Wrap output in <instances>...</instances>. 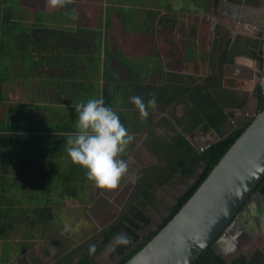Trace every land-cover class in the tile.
I'll return each instance as SVG.
<instances>
[{
  "label": "trees",
  "instance_id": "trees-1",
  "mask_svg": "<svg viewBox=\"0 0 264 264\" xmlns=\"http://www.w3.org/2000/svg\"><path fill=\"white\" fill-rule=\"evenodd\" d=\"M102 1L61 0L58 14L59 17L62 14L65 15L62 17L69 20V27L64 24L52 23L58 16L54 10L45 13L49 24L42 27L39 22L45 18L42 15L36 16L30 25H22L17 18L13 21L11 5L0 7V34L3 35L0 37V106H3L5 100V84L8 78V74L2 71L3 66L11 58H14L17 62L16 68H18L20 57L26 56L20 54V49L16 51V55H12L11 52L6 54L7 48L12 44L11 39L6 37L7 33L15 32L14 43L17 48H20L18 42L21 46L31 43L37 51L40 50L37 44L40 42L44 44L40 38L46 35L49 38L46 40L47 46L52 45L48 50L53 49V51L51 55H41L38 59H40V63H46L49 66L48 75H55V71L49 69L57 65L60 70H67L68 76H70L76 71L75 67L79 63L81 64L80 69L83 67L79 72L80 75L89 74L91 70L84 67L88 65H93V73L98 75L99 68L96 65L101 58L104 62L103 83H70V81L54 83L57 89V100L60 104H68L76 99V105H78L90 98H103L105 106L111 107L118 113L121 123L132 135L146 127L147 137H150L152 141L157 138L152 136L156 126H162L174 134L165 138L159 137L156 139V143H147L149 151L158 159L157 164L147 167L145 171L141 170V175L134 183L118 216L100 230L95 241L91 244H80L79 247H76L75 252H71L70 255L78 253L76 260L68 259L64 264H96L95 256L108 247L118 234L126 235L131 239L130 245L118 246L113 250L120 257L116 264L126 262L170 220L243 131V129H234L225 135L223 125L231 113V109L242 107L245 97L235 92H224L220 83L223 64L233 61L234 54L242 47L241 37L236 40V46L229 52L228 41L222 39L216 29L210 51L206 56L204 47L207 43V33L199 35L195 28H191V34L183 37L182 47L175 41L171 42L168 34L176 28L177 24V20L170 16L172 13H168L169 10H172V0H105V6L101 5ZM182 1L184 2V0ZM187 1L189 0H186V3L184 2L185 4L180 7V11H199L200 3L195 7L194 5L197 3L195 0H190V3ZM219 1L214 0V3H219ZM229 1L240 2L242 0ZM17 3L18 0L15 5ZM51 6L55 8L59 5L53 6L52 4ZM96 9L99 10L98 14ZM20 16L18 17L20 18ZM103 17L106 19L104 26L107 27V30H103ZM114 19L116 22L118 20L122 27V33L128 35L127 40L129 41L127 43V40L121 41L122 46L113 47L111 53L105 51V55L101 57L99 52L102 41L98 45L95 40L99 42L103 37L107 45L111 39L115 41V38L109 37L111 28L114 27ZM158 22H162L161 29L158 28ZM183 25V23L180 25L181 30ZM72 31L75 33L72 34ZM63 32L70 33V36L64 37ZM61 34L65 42L55 50V40L53 42L50 38L54 37L55 39ZM161 38L164 39L163 42L167 46L166 52L160 48ZM253 45L255 48L260 46L259 41L256 40ZM127 46L131 48V51L135 50L134 54L139 49L144 55L139 57V61L134 56L137 61L131 62L132 58L123 53V49ZM174 48H178L179 51ZM181 48L183 55L180 53ZM94 49L97 53L96 56L91 55ZM87 52L90 55H87ZM259 53L261 52L252 50V55L262 61V56ZM173 54L179 56L174 69L165 65V60L169 61L174 57ZM197 56L211 58L209 68L212 72L207 77L197 75L198 71L193 73L181 71V57L186 59L185 61H195ZM25 58L30 63H37L34 60V54ZM152 59L154 61L159 59L160 66L158 64L151 66L149 62L150 60L154 62ZM145 68L147 70L143 72L142 70ZM119 73L126 75L125 81L122 80L123 78L114 77ZM261 90L259 86L258 112L264 109V95ZM132 94L141 97L146 104L152 96H155L157 99L155 109L171 110V117L174 120L171 121L168 117H163L159 121H153L152 116L155 109L149 108V116L144 120L143 126H141V121L136 125L130 112L126 110L128 104L125 97ZM61 95H64L65 98L61 99ZM72 97L74 98L72 99ZM178 106L182 108L180 113H177ZM28 111L29 109L21 106L18 119L11 120L0 117V225L5 224L4 220L14 213L13 210H18L16 205H19L17 202L21 201L18 199V194L20 195L21 192L30 194L28 200H32L34 203L41 202V205L45 206L41 209L30 210L33 207H29V203L25 201L28 204L27 212L36 217L31 220L33 224L54 220L55 213L52 206L54 204L57 206L59 199L65 196H78L75 187L69 190L70 186L63 184L69 183L75 177L82 181L86 179L83 176L86 170L72 163L66 152V137L76 131L75 123L67 121L63 111L59 108L58 114L60 113L61 116L55 121L35 120L28 117ZM0 112H4L3 107H0ZM195 131H201L204 134L214 131L221 138L199 151L188 137L192 138ZM130 145L133 146L132 143ZM127 154L126 151L122 154L124 160ZM10 156H14V158L9 160ZM62 158L64 159L62 160ZM60 165H62V169L59 167ZM176 173L191 179V182L188 184L187 190L176 198V202L168 214H162V221L151 226L152 220L146 209L148 206H154L155 188L169 182ZM29 179L34 181L26 185ZM36 185L37 192H35ZM255 190L264 195V177L256 185ZM68 192L72 193L67 194ZM5 209L7 213H2V210ZM8 224L11 222L9 221ZM258 241L260 242L261 239ZM92 244L96 246L94 253L89 252V246ZM245 251L233 258L231 264H264L262 248H255L249 255ZM190 264H226V262L209 245Z\"/></svg>",
  "mask_w": 264,
  "mask_h": 264
},
{
  "label": "rangeland",
  "instance_id": "rangeland-1",
  "mask_svg": "<svg viewBox=\"0 0 264 264\" xmlns=\"http://www.w3.org/2000/svg\"><path fill=\"white\" fill-rule=\"evenodd\" d=\"M22 1L24 3L27 0H22ZM2 2L4 4L11 5V8L13 9V13H14L15 6L13 8V5L16 3V0H0V7L2 6L1 4ZM184 2L186 3V0H184ZM184 2L182 0H172L171 1L172 10H169L168 12V13H172V15L170 16L174 17L177 20V24H176L177 29L176 30L174 29L171 32H169L168 34L169 38L171 39V42L177 40L180 47H182V40L184 35H189V33L191 34L190 27H192V23L198 22L199 26H202V28L204 27L206 30L209 28L212 29L216 19L219 16L218 8L214 9L211 13H205L208 16H205L203 14L204 12L202 11L204 10V6H209V0H195V2L197 3L194 6L196 7L198 3H200L199 8H202L200 10L201 12L199 17L200 19L196 18L197 15L195 13L179 12L180 7L183 4H185ZM187 2L190 3V0ZM27 3H24L23 5H26ZM101 5L102 6L106 5L105 0L101 2ZM98 11L99 10L96 9L97 14ZM182 23H184L186 26L184 27V29L181 30L180 25H182ZM162 26H163L162 22H158V28L161 29ZM193 28L196 29L197 26H194ZM159 33L161 34V32ZM110 35H112V37L115 38V41L111 39L112 42L110 43L113 47L122 46L121 41H125L128 39V35L122 33V27L119 24L118 20L116 22L115 19H114V27L111 28ZM201 35H203V32L201 33ZM160 36L164 37L162 35ZM163 40L164 39L161 38L159 41L160 48L164 52H166L167 46L166 44H164ZM128 41L129 40H127L126 43ZM13 43L14 42L12 41V44ZM52 51L53 49L46 50V52H52ZM127 51H129V46L127 47ZM134 52L135 50H133L131 56L134 54ZM137 58L136 57L132 58L131 62L136 61ZM139 60L140 59H138V61ZM149 63L151 64V66L152 64H154L155 66L156 64H158V61L152 62L150 60ZM158 65L160 66V61ZM183 66L184 68L181 69L182 72H185V69L186 70L190 69L191 72H195L196 70L200 73L202 72L204 73L208 68V63H207V59L204 58V59H200L198 63L189 62L183 64ZM146 70L147 68L143 69L142 71L144 72ZM114 77L120 79L118 74H115ZM7 88L9 91L10 86L7 85L6 89ZM12 92L13 91L10 90V93L8 95L10 97L9 98L10 100L11 99L14 101L28 100L24 92L21 93L20 90L18 91L19 100H17L16 94ZM130 98L126 100L128 104L127 108L135 107L131 103ZM76 103L77 100L75 99V101L73 100L71 102V105ZM245 106L251 109L254 107V104L253 103L251 104V99H249L248 101L246 100ZM75 108L76 107L73 108L66 107L61 109L63 111L62 113H64V117L66 118V120L72 123H75L77 118V114L75 113ZM181 110H182L181 106H178L177 113H180ZM132 114H133V119L140 117L141 126H143V122L145 118H141L139 111L133 110ZM163 117H168L171 121L174 120V118L171 117V110L160 111L158 109H155L153 111V116H152L153 121H159ZM147 133L148 131L145 127L142 128V130L136 132V134H134L135 138L132 141L133 146L130 145L129 147L126 148V153L128 154L126 155L127 157L125 158V160L128 163V171L123 176L119 185L115 189H98L93 182L88 181L87 179L82 181L78 177H75L69 183L66 182V184H63L70 186L69 190H72V188L75 187L78 196L75 197L68 195L65 196L64 198L59 199L57 206H55V204L52 206L53 207L52 210H54L55 213L54 220L51 219L44 222V226H42L41 229L36 228L34 225L32 226L30 225V231L32 232L30 237L31 240L25 238L27 243H31L30 244L31 248L28 250V254L29 251H34L35 255L43 259L44 264H64L65 261L68 259H72V260L77 259L78 253H73V255L70 254L72 251L75 252L76 247H79L80 244L83 243L91 244V242L95 241L100 230L106 227L110 222H112L118 216V213L123 207L124 203L126 202L127 197L134 186V183L136 182L137 178L141 175V170L145 171L147 167L157 164L158 159L157 157H155L154 154H152L149 151L150 149L147 147V143L149 144L150 142L156 143V139L159 137L165 138L169 135H174L173 133L169 132L162 126L160 127L156 126L154 128V132L152 136L153 138L154 137L157 138L154 139L152 138L153 139L152 141L150 137H147L148 136ZM201 143L204 144L205 142H201ZM13 158L14 156H10L9 160ZM63 159L64 158H62V160ZM59 167L62 169V165H60ZM83 176L86 177V175ZM83 176L80 175V177ZM33 181L34 180L29 179L26 182V185L31 184V182ZM190 182L191 179L182 176L180 173H176L174 178L171 179L169 182L165 183L161 187L155 188L154 206H148V208L146 209L147 214L152 220L151 226H154L156 222H159L161 220L163 213L162 211L163 206L171 202L172 197L180 193L185 188V186ZM37 189L38 187L36 185L35 192H37ZM69 193L72 192H68L67 194ZM18 199H21V201L17 202L19 203V205H16L18 209H22V210L26 209L28 204H26L25 201L29 203L30 207H33L30 210L41 209L45 207L41 205V202L34 203L32 200H28L30 199V194L29 195L23 194V192H21L20 195L18 194ZM22 203L25 204L22 205ZM3 212L7 213L6 209L2 210V213ZM27 213H28L27 216H29L31 220H33L34 218L36 219V217L33 214L29 212ZM19 214H21V216L24 215V213L22 212L21 213L19 212ZM9 221L10 218L4 220L5 224H8ZM18 233L20 235L25 232L19 231ZM26 234L28 235V233ZM257 247H260L264 250V237L262 241H260V243L259 242L257 244L252 243L250 244V246L248 245L245 253L249 255ZM6 252L10 253V250H3V252L0 253V259L4 257ZM8 255L10 258V254ZM12 258L8 263L2 262L1 264H13L14 261L12 260ZM118 258L119 256L116 253H114L113 250H111L109 247H106L95 256V261L96 264H116Z\"/></svg>",
  "mask_w": 264,
  "mask_h": 264
},
{
  "label": "water",
  "instance_id": "water-1",
  "mask_svg": "<svg viewBox=\"0 0 264 264\" xmlns=\"http://www.w3.org/2000/svg\"><path fill=\"white\" fill-rule=\"evenodd\" d=\"M261 86L264 94V77ZM244 112L242 133L170 220L123 264H190L209 245L231 264L264 236V195L254 191L264 177V109Z\"/></svg>",
  "mask_w": 264,
  "mask_h": 264
},
{
  "label": "crops",
  "instance_id": "crops-1",
  "mask_svg": "<svg viewBox=\"0 0 264 264\" xmlns=\"http://www.w3.org/2000/svg\"><path fill=\"white\" fill-rule=\"evenodd\" d=\"M24 3H27L26 4L27 6L23 5ZM24 3L22 0H18L17 5L15 4L13 5V8L15 6L14 13L12 9L13 21H15L17 18L20 20L22 25H30L35 20L36 16L42 15L45 18L43 20H40L39 22H40V26L43 27L44 25L49 24V20L48 18H46L45 13H47L48 11H53V10L56 11L57 14L59 13L58 10L60 8V3L57 4L59 6L53 8L51 6L52 5L51 0H27ZM1 4H2L1 6L2 8L3 6L7 5V4H4L3 2ZM7 6H10V5L8 4ZM19 15H21L20 18L18 17ZM8 16H10L9 13H8ZM62 16L65 17V15L63 14L61 15V17ZM61 17H59V14H58L57 18L52 23L53 24L55 23L56 25L64 24L67 27H69L70 26L69 20L67 18L65 19ZM105 20H106L105 17H103V20H102L103 30H107V27L104 26ZM74 33L75 32L72 31V34ZM62 34L64 35V37L70 36V33L68 32H63ZM62 34L59 37H56L55 39L54 37L50 38V40L53 42L55 40L54 42L55 47H56L55 50L58 49V47H60L61 45H63L65 42V39L62 37ZM1 36L3 35L0 34V37ZM6 37L11 39L14 42V40L16 39L15 32L13 33L8 32ZM109 37H112V35H110ZM40 39L44 41V44L43 42H40L37 44V46L40 48V50L38 51L33 48L35 46L32 45L31 43L24 44L21 46L18 42V47L20 48H17V45L13 43L11 44L10 47L7 48L6 50L7 53L5 52L6 54H9L11 52L12 55H16V51L20 49L21 51L20 54H23L26 56H30L34 54V57H35L34 60L37 63L36 64L35 63L33 64L32 62L30 63L28 59L25 58L26 56H21L19 63H18V66H19L18 68H16L17 62L15 61L14 58H11L9 61H7L6 65L3 66L2 71L8 74V78L5 84V100H4L3 106H0L4 108V112L3 113L0 112V117L4 119H11V120L18 119L19 109L21 106H24L26 107V109H29L27 113L29 115L28 117H31L35 120H38V121L58 120L61 116L60 113L58 114V108L59 109L66 108V107L73 108V107H76L77 105L76 104L71 105V102H69L68 104H60L57 100V89L54 83H59L61 81L62 83H64V81H67V82L70 81V83H74V82L75 83H94V82L103 83L104 62L102 58L100 62L96 65L99 68L98 75L93 73V70H92L93 65L84 66V67H87L89 71L91 70L88 75H85V74L80 75L79 72H81V70L83 69V67L82 69H80L81 67L80 63L79 65H77V67H75L76 71H74V73L70 76H68L67 70H64V69L60 70L57 65L49 69V70L55 71V75H52V74L48 75L47 70L49 66L46 63L45 64L40 63V59L38 58L39 56L45 55V54L51 55L52 53L46 52V50H48V48L50 49L52 45L47 46L46 40H49V38H47L46 35ZM97 40H99L98 37H97ZM111 42L112 41L110 40L109 45H107L103 37H101V40H99V42L95 40V43H97L98 45H100V43L102 44L101 49L99 48L100 49L99 53L101 57L105 55V51L106 53H111L113 51V46L110 44ZM130 49L131 48H129V51H127V48H124L123 53L129 55L131 58L136 56L138 57V59L141 55H144V53H142V51L138 49L136 50V53L131 56V53L133 52V50L131 51ZM87 55H90V53L87 52ZM91 55H94V56L97 55L95 49L94 51L92 50ZM152 60L154 61V59ZM155 61H158V64H159V59H156ZM247 64L252 69L253 72L256 71L257 66L253 65V61L250 58H241V60H237V62L235 63V66L238 69L243 71L244 68L242 66H245ZM153 73H154V67H153ZM119 77L120 79L123 78L122 80L125 81L126 75L119 73ZM225 82H227L225 84H229L227 80V76L225 77ZM236 82H237L236 85H234L236 86L235 93H237L238 95L244 96L245 101H246V99L249 98V94L252 93L254 87L257 85L256 77L254 75H252L250 78H242V76H240L238 77V79H236ZM7 85L10 86L9 91H8V88L6 89ZM10 90L13 91L12 93L16 94L17 100H19L18 99L19 90L21 93L24 92L26 94L28 100L26 101H14L12 99L10 100L9 99L10 97L8 96L10 93ZM132 96H138V95H134V94H132L131 96L127 95L125 99L128 100V98ZM62 98H65V96L61 95V99ZM73 98L74 97H72V99ZM250 99L252 101L251 104L253 103L255 106L254 100L252 98ZM243 108L245 109V106ZM52 109H54L53 112H52ZM253 109L254 107L251 109L247 107L246 110H242L243 111L242 114H238L233 120L235 122H238V119L245 116L244 111L246 112L248 111L251 113ZM126 110L130 112L131 117H133L132 111L133 110L136 111L137 108L136 107H132V108L126 107ZM134 123L138 125L140 123V117L135 118ZM13 212L14 213L9 217L11 224L0 225V253L3 252V250H10V253L6 252L4 257L0 259V264L2 262L8 263L10 259L12 258V256H13L12 260L14 261L13 264H44L43 259L35 255L34 251H29V254H28V250L31 248V245H30L31 243H27L25 238H28V240H31L30 237H31L32 232L30 231V225L31 226L34 225L36 228L41 229V227L44 226V222L46 221L35 222L33 224L29 216H27V213H26L27 208L24 210L22 209L13 210ZM19 212L24 213V215L21 216ZM19 231H22L25 233H22L19 235L18 233ZM26 233H28V235ZM33 234H36V233H33ZM8 254H10V258Z\"/></svg>",
  "mask_w": 264,
  "mask_h": 264
},
{
  "label": "flooded vegetation",
  "instance_id": "flooded-vegetation-1",
  "mask_svg": "<svg viewBox=\"0 0 264 264\" xmlns=\"http://www.w3.org/2000/svg\"><path fill=\"white\" fill-rule=\"evenodd\" d=\"M217 8L219 9V12H218L219 16L216 19L212 29L209 28L206 30L204 27L202 28V26H199L198 22H196L198 25L196 23H192V27H190V29L193 28L194 26H197L196 28L197 34L201 35L202 32L207 33V43H206V46L204 47V50H206L205 51L206 56H207V52L210 51L211 41L215 36L216 29H218V34L222 36V39L228 41V51L229 52H231L234 49V47L236 46L235 44H237L236 40H238V38L241 37L242 47H240L238 52L234 54L233 61L226 62L223 64L222 79L220 83H221V87L224 90V92L232 93V92H236V86L234 85L235 83H237L236 79H238V77L242 76V78H250L252 75H254L257 79V82H256L257 85L254 87L252 93L249 94V98L246 99L247 101L250 98L254 100L255 102L254 109L251 113L249 112L250 114L254 115L258 112V106L260 102L259 96H258L259 86L261 87L262 89L261 93L263 94V88L261 86V83L264 77V67H263L264 65V0H242L240 2L220 0L219 3H216V4L214 3V0H209V6H205L202 12H204L203 14L205 16H208L205 13H211L214 9H217ZM201 9L202 8H199V11L197 12H190V11H179V12L195 13L197 15L196 18L200 19L199 17L201 14L200 12ZM185 26L186 25L184 24L182 29H184ZM176 29L177 28H175V30ZM256 40L259 41L260 46L255 48L253 44ZM174 41L176 44L178 43L177 40H174ZM177 45H179V43ZM174 49L178 50V48H174ZM254 49L256 52H261L259 54H261L262 56V61L257 60L256 57L252 55V50ZM182 52H183V49L181 48L180 53L183 55ZM173 55L174 57L170 58L169 61L167 59L165 60V65L172 69H174V66L179 57V56H175V54ZM204 58H200L197 56L195 58V61L194 60L185 61L186 59L181 57L182 68H184L183 64L185 63H189V62L198 63L200 59H204ZM241 58H250L253 61V65L257 66L256 71L253 72L252 69L248 66V64L245 66H242L244 68L243 71L238 69L235 66V63L237 62V60H241ZM206 59L208 63V68L206 72L204 73L197 72L196 73L197 75L207 77L212 72V70L209 68L211 58L207 57ZM185 72L193 73L190 71V69H187V70L185 69ZM226 76H227V80L229 84H225L227 83L225 82ZM245 102L242 107L231 109V113L228 115L227 120L225 121L223 125V130L226 133H230L234 129L240 130L241 128H243V124H244L243 117L238 119V122H235L233 119H235V117L238 114H242L243 112L242 110H246L247 107L245 106ZM244 106H245V109L243 108ZM247 119H248V116L245 115L244 120L246 121ZM216 137H217V133L214 131L208 132L207 134H204L201 131L199 132L197 131L194 133V136L190 138V140L197 150L202 151ZM201 142H205V143L202 144ZM187 188H188V184L185 186V188L180 193L172 197L171 202L163 206V209H162L163 215L168 214L171 207L176 202V198L180 194L184 193L187 190ZM259 236H262V235L260 234ZM119 259L120 257L118 258V260Z\"/></svg>",
  "mask_w": 264,
  "mask_h": 264
},
{
  "label": "clouds",
  "instance_id": "clouds-1",
  "mask_svg": "<svg viewBox=\"0 0 264 264\" xmlns=\"http://www.w3.org/2000/svg\"><path fill=\"white\" fill-rule=\"evenodd\" d=\"M60 2L61 0H51L53 6ZM130 101L139 111L141 118L145 119L149 116L148 109L157 107L155 96H152L147 104L139 96L131 97ZM75 113L76 131L68 134L65 141L68 157L72 163L86 170V179L93 182L98 189H115L128 171V163L122 158V154L134 140V135L121 123L118 113L105 106L103 98H90L79 103ZM228 134L225 132V135ZM188 137L190 139V136ZM217 137L221 138L218 134ZM259 239L263 237L259 236ZM130 244L131 239L128 236L118 234L108 247L115 250L118 246ZM95 251L96 246L90 245L89 252Z\"/></svg>",
  "mask_w": 264,
  "mask_h": 264
}]
</instances>
